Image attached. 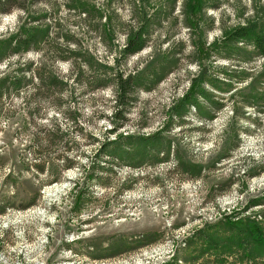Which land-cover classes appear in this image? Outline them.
<instances>
[{"label":"rangeland","instance_id":"obj_1","mask_svg":"<svg viewBox=\"0 0 264 264\" xmlns=\"http://www.w3.org/2000/svg\"><path fill=\"white\" fill-rule=\"evenodd\" d=\"M82 1L94 5L99 21L96 13L89 19L77 16L67 8L68 0H11L7 13L0 15V38L15 32L22 7L28 16L45 14L49 24L45 64H53L61 78L69 74L64 58H72V48L107 64L116 58L124 72L146 62L156 71L161 63L168 69L166 75L151 90L136 92L128 111L116 121L122 124L116 133L136 136L160 129L161 151L165 154L169 148L168 159L160 163L142 160L133 156V146L123 142L127 155L121 159L97 152L99 141L114 139L108 133L112 94L108 88L91 91L74 82L55 91L54 105L40 104L43 115L34 117L23 134L9 141L3 134L12 135L13 128L28 121L20 105L32 90L28 87L18 102L9 103V116H0V203L7 206L0 214V264H217L210 254L193 259L197 252L192 251L193 245L187 249L186 243L195 230L213 226L222 231L221 221L229 216L232 220L254 218L264 228V57L255 56L240 43L229 45L232 51L221 43L212 49L206 46L219 42L227 28L250 18L264 0L213 3L200 25L204 47L209 49V57L203 60L193 54L196 33L182 25L181 0H175L172 9L169 0H150L142 11L150 14L156 8L158 16L151 20L145 48L127 58L124 65L117 56L118 47L123 41L122 29L134 25L141 13L135 8L136 0ZM104 22L112 38L102 37ZM24 59L37 58L27 53ZM3 64L0 62V71ZM198 64L206 72V93L220 107L198 99L199 108L189 106L178 119L169 114V108L187 89ZM99 75L84 70L81 84ZM212 78L220 80L219 89L208 85ZM88 86L92 88V84ZM50 123L63 130L59 144L34 157L27 148L30 133L39 124ZM75 152L81 153L77 154L78 165L63 170L55 183L48 184L47 176L32 167L44 160L59 163L56 154ZM177 160L201 166L200 177L181 174ZM18 161L28 169L16 175L15 186L8 185L4 176ZM87 170L94 172L95 180L83 179ZM247 170L256 175L247 176ZM77 187L81 189L76 194ZM76 195L78 203H74ZM33 199L32 206L21 209ZM249 199L261 202L244 209ZM139 238H144L143 243L135 246ZM126 243L131 249L121 245ZM113 244H120L118 253L103 258L110 252L105 249ZM221 258L222 264H264V256L254 261L238 253Z\"/></svg>","mask_w":264,"mask_h":264},{"label":"trees","instance_id":"obj_2","mask_svg":"<svg viewBox=\"0 0 264 264\" xmlns=\"http://www.w3.org/2000/svg\"><path fill=\"white\" fill-rule=\"evenodd\" d=\"M9 1L11 0H0V15L7 13L8 10L6 7ZM149 1L136 0L135 8L141 10V13L136 21H134V25H127L122 29L123 41L118 47L117 53V56L122 60L121 65H124L127 58L137 54L146 46L149 27L152 23L151 20L158 16L156 8H153L150 14H147L144 10L142 11L144 5H149ZM217 1L219 0H181L180 2L182 25L188 31H194L197 37L196 42L193 44V54L196 57H200V60H203L209 57V49L216 47L219 43L226 50L230 49L228 48L229 45L240 43L242 46L249 47L255 56L264 57V5L261 7L258 6L254 10V14L250 18L245 19L242 24H237L224 30L219 42L214 40L207 44L206 47L210 46L209 49L204 47V33L200 27L202 17L205 11L214 7L213 3ZM174 4L175 0H169L168 6H170V9L174 7ZM67 8L77 14V16H82L83 19H89L96 13L94 5H89L82 0H68ZM20 9V16L17 20L15 32L9 34L6 38H0V62H5L0 71V116H9L10 108H12L9 106V103L15 100L18 102L28 87H31L32 90L20 102L28 121L20 123L16 128H13L12 135L3 134L4 137L7 135L10 141L12 136L17 137L23 134L28 123H32L34 117L43 115V113L39 112L40 104L54 105L57 99L55 97V91H62L70 83L74 82L81 85L84 89H91V91L108 88L112 94V105L109 111L111 127L108 133L113 134L114 139L109 140L106 137L104 140L98 142L93 138L92 141L98 142L97 152L102 153L106 157L121 159L123 155L125 157L127 155L120 144V142H123L128 146H133V156H138L142 160L150 159L152 162L157 163L165 162L168 159L169 148L165 154L162 153L161 150L164 141L159 137L161 133L160 129L146 135H121L116 132L122 127V124H117L116 121L128 111L132 102L135 100L136 92L139 90H151L155 83L166 75L168 69L162 68L160 63V67L154 71L146 62L147 64L142 65L143 67H136L129 72H124L123 66H119L116 58H112L110 64H107L105 61L94 59L93 55L89 52L80 53L75 48H72L70 52L72 58H64L70 68L69 74L66 78H61L55 72L53 64L51 67H48L47 63L45 64V57H47L48 51L45 44L49 35V24L47 21L45 22V14L28 16L27 12H23L24 9L22 7ZM96 14L99 15V21L101 16L98 12ZM164 16H167V14ZM101 31L103 38H112L110 36L112 31L105 22L102 25ZM232 50L230 49V51ZM27 53H34L37 59L35 61L25 60L24 55ZM166 64H170V62H166ZM171 64L174 65L173 60H171ZM199 65L201 64H198V70L195 76L189 80L187 89L182 93L180 98L173 101L169 108V114L176 116L178 119H181L188 112L189 106L198 109V99H207L216 108L220 107V104L211 101V95L206 93L203 84L206 82L207 76L205 70L199 68ZM84 70L88 72L92 70L100 75L97 79L92 77L89 82L81 84L80 78ZM218 81L220 80L212 78L207 83L211 87L219 89L217 86ZM89 84H92V88L88 86ZM20 105L17 104V110L20 109ZM207 118L211 119L212 116L208 115ZM170 119L166 123H169L171 121ZM61 131L63 130H60V127L53 123L46 125L39 124L37 129L30 133L27 148L34 157L37 152L43 149H51L59 144ZM124 148L127 149L128 147L125 146ZM11 153H13L12 148H10ZM72 153L66 156L56 154V160L59 163L54 164V162L44 160L42 162H36L32 167L37 174L47 176L48 184L55 183L61 178V172L63 170L78 165L77 158L81 153H77L78 155L76 152L74 154ZM72 155H76V157ZM2 159L3 157L0 156V161ZM176 166L178 168L180 167L181 174L190 178L200 177V173L203 171L201 166L188 164L182 160H177ZM12 168L4 176V181L8 185L15 186L18 183L16 175L20 170L28 169V166L22 161H18V163L12 164ZM82 172H84V169H82ZM94 175L93 171L88 172L87 170L84 173L83 179L89 176L90 179L95 180L96 176ZM246 175L252 177L256 175V172L247 170ZM76 183H74L73 187L77 186ZM80 189L77 187L74 190L75 193L77 194ZM79 199L80 197L76 195L74 203H78ZM34 202L35 199L21 209L32 206ZM257 202L259 204L261 202L260 199H249L244 209L251 207V205H257ZM0 205L2 206L0 210L1 214L7 206H3V202ZM231 217L229 216L221 221V225L223 226L222 231L213 226H207L195 230L189 236L186 248L189 249L193 245L192 251L197 252V255L193 257L194 260L199 259L203 255L210 254L218 260L217 264H222L224 260L221 257L228 255L234 256L237 253L241 254V257L247 261H254L256 258L264 256V228L261 226V223L254 218L232 220L229 219ZM221 232L224 235L219 236ZM143 239L140 240L139 238L135 240V246H141ZM121 245L125 247V250L131 249L128 247V243ZM119 247L120 244L108 246L105 251H110L109 254L102 257L108 258L115 255L118 253ZM87 248L92 247L88 246Z\"/></svg>","mask_w":264,"mask_h":264}]
</instances>
